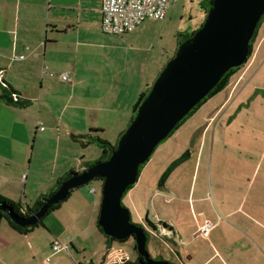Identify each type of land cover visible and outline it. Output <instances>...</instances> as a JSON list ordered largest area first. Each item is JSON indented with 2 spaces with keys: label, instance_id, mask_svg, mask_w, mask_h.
<instances>
[{
  "label": "crops",
  "instance_id": "obj_1",
  "mask_svg": "<svg viewBox=\"0 0 264 264\" xmlns=\"http://www.w3.org/2000/svg\"><path fill=\"white\" fill-rule=\"evenodd\" d=\"M103 1L0 0V96L4 94L5 87L20 96L19 101L0 97L1 195L31 205L41 194L54 189L57 180L69 170H84L86 166L81 154L88 145L83 146L74 137L85 135L92 129L105 131L116 123L123 111L126 114L133 110L140 93L148 87L149 77L152 76L149 65L144 66L142 62L139 65L129 59L123 61V66L119 61L117 69L116 60L117 50H131L128 42L138 44L139 39L144 37L145 27L140 30L139 26L146 20L122 35L106 33L102 26ZM258 39L257 33L255 41L261 47L264 38ZM253 51L256 52V45ZM131 53L128 52V55ZM245 64L244 70L243 64L231 76L223 91L205 103L206 106L215 102L212 107L199 108L174 133V137L180 132L184 135L187 124L190 125V141L176 142L184 148L181 146L182 152L165 163L161 177L176 162H180L169 172L162 186L160 178L158 188L155 187L143 197L145 204L155 209L159 219L164 210L162 204L166 205L170 216L168 220L162 218L157 233H164L161 225L168 230L169 236L165 238L177 247L176 255L180 259H183L182 246L185 242L177 222L172 219V213L180 215L183 200L176 197L181 180L176 175L194 156L195 151L191 149L193 137L201 134V147L208 149L211 155L219 143L216 142L218 125L230 127L258 100L264 104L259 92L261 88L252 86L251 93L244 92L245 85L251 84L255 76L248 75L252 64ZM65 73L70 74L71 81L61 79ZM229 86L232 87L228 89ZM240 87L242 89L237 92ZM236 102L240 104L239 107L230 110ZM112 116L113 120H110ZM199 117L202 123L193 125V121ZM200 160L202 157L199 159L198 155L195 165L199 164L200 167ZM252 161L254 179H246L248 166L246 172L241 171V179L236 178L234 183L237 206L225 207L226 201L223 199L220 208L227 218L238 215L236 221L239 226L225 222L231 229L243 231L241 234L248 240L247 243L264 257V201L247 203L249 192L263 169L264 158ZM218 179V187L222 183V186L228 187L225 175ZM242 190L246 191L245 194ZM92 194L95 196L97 190L93 193L74 189L61 207L47 216L45 226L29 234H21L8 223H1L0 264H44L48 256H55L53 264H112L106 253L113 248L133 260L130 253L117 247L114 242L110 243L94 225L96 197ZM200 200L203 201V198ZM194 207L192 205L190 210ZM214 207L211 204V209L215 210ZM86 215L89 219L84 225L82 217ZM201 227L197 231L207 237L209 231L205 232ZM254 231L261 235L253 236ZM87 232L94 236L98 248L88 249L91 236H86ZM57 241L65 243L67 250L54 252L52 246ZM211 247L214 253L202 264H211L216 260L217 264H240L232 253L227 256L216 246ZM186 262L182 264H197L193 255L188 256Z\"/></svg>",
  "mask_w": 264,
  "mask_h": 264
},
{
  "label": "rangeland",
  "instance_id": "obj_2",
  "mask_svg": "<svg viewBox=\"0 0 264 264\" xmlns=\"http://www.w3.org/2000/svg\"><path fill=\"white\" fill-rule=\"evenodd\" d=\"M205 1L206 0H175L170 4L165 19L147 18L146 21L139 26L140 30L143 29L142 27H145V35L143 38L139 39L138 44L131 45V43L128 42L129 46L132 48L131 50H127L126 48L117 50V69H119V63L121 61L123 66V61H128L129 59L133 63H139V65L141 62L144 66L149 65L151 67L149 73L152 74V76L149 77L148 86L152 87L168 61L175 56L180 46L179 42H182L185 35L193 33L203 25L206 18ZM257 33L259 37L258 41L262 37L264 38V18ZM255 45L256 52L253 53L254 51H252L246 62L252 64L251 69L248 71V75L255 76L251 84H244V92L251 93L253 91L252 86H257L261 88L259 92L261 97L264 98V43L259 47L258 42L253 41V49ZM128 52H132L131 55H128ZM245 65L246 64L242 66L243 70L245 69ZM238 74L232 79V84L238 77ZM231 87L229 86L228 89ZM240 89H242V87H240L237 92H239ZM246 103H248V101H246ZM214 104L215 102L206 106L203 104L201 107H204V109L210 108ZM238 105L240 104L238 103ZM238 105L236 102L230 110L236 109V107H239ZM133 115V110H129L126 114L125 111H123L122 115L120 117L118 116L115 124L108 127L105 131L99 132L98 135L113 144L117 143L131 123ZM111 118L113 120V116L110 117V120ZM200 123H202L201 117L193 121V125ZM188 126L190 125L187 124V128H184V135L180 132L181 135H178L179 139L178 136L174 137L175 134H173L156 148L151 158L145 165L143 164L144 167L141 171L142 174L139 181H137L123 197V204L129 208L132 221L144 226L148 231L149 238L147 248L150 255L157 259L169 260L174 264L185 263L187 257L193 255L195 257V262L197 264H202L208 256L214 253V248L211 247L212 245L213 247L216 246L218 250L227 256L232 253L236 261L240 264H264V257L259 254L257 249L253 248L254 246L247 243L248 240L241 234L243 231H235L225 222L228 221L235 226H239L238 221H236L238 215L227 218L224 216L225 212L220 208L222 207L223 199L226 201V204H224L225 207L237 206V190L234 186L236 178L241 179V171L246 172L249 166L246 179H254V165L252 160L261 157L264 158V104L261 103V100H258L253 107L246 111L240 119L234 121L230 127H221L218 125L216 142L219 143L214 153L211 155H209L208 149L203 150V147H201V134L193 137L191 149L195 151L194 156L176 175V178L179 177V179H181L176 189L178 190L176 197H181L183 199L181 202V212L180 215H178V213H172V219L177 222L182 240L185 242L182 246V248H184L182 249L183 259H180L176 255L177 251L175 248L177 247L173 246V244L165 238V236L168 235V230H165L161 225L160 228L165 230L161 236L157 233V230H154L151 225H149V223H151L159 229L158 227L160 226V221L163 220L162 218L168 220L170 216V212L167 211L166 205L162 204L164 210H162V218L159 219L155 215V209L150 205L147 206L143 201V197L146 194H150L155 187L158 188L161 178L160 172H163L165 163L173 156L176 157L182 152L181 149L184 148V146L181 144L178 145L176 142H180L181 140L190 141V129ZM165 147L167 148L166 150H164ZM81 155L87 166V164H94L96 161H99L103 155V151L99 145L92 143L83 150ZM198 155L199 159L202 157V161L200 160V167L199 164L195 165V160ZM263 170L264 166L261 174L256 178L253 188L249 192L248 204L264 201ZM211 174L213 175L212 179ZM223 175H225L226 180L229 182L227 188L226 186H222L223 183L219 185V187L216 184L219 180L218 178H222ZM102 184L101 180L95 179L79 187V189H85L86 191H91L90 188L92 187L97 190L95 196L92 194L96 197L94 200V205L96 207H94L95 212L93 215V222L96 227L101 206ZM242 192L245 194L246 191L242 190ZM200 198H203V201H201ZM179 200L180 199L177 201L179 202ZM211 204L216 207H214L215 210L211 209ZM192 205H195V207L192 208L191 211L190 207H192ZM147 215H149V219H147ZM88 219L89 216L87 217V215L82 217L84 225L88 223ZM207 222L210 223V228H206L209 233L208 236L205 237L203 236L204 233L202 232V235L197 229L202 225L203 227H201V230H203ZM2 223H7L6 219H3ZM243 229L247 231L244 227ZM89 235L90 233L87 232L86 236ZM259 235H261L259 232L254 231L253 236ZM90 236L91 238L87 243L88 249L92 250L96 246L98 248V243H96L94 236ZM113 242L117 247L123 248L130 253L133 260L136 259L137 251L134 248V237L123 242L118 240ZM74 255H76L75 252ZM54 257L52 258V264L55 259ZM217 263L218 261L216 260L211 264Z\"/></svg>",
  "mask_w": 264,
  "mask_h": 264
},
{
  "label": "water",
  "instance_id": "obj_3",
  "mask_svg": "<svg viewBox=\"0 0 264 264\" xmlns=\"http://www.w3.org/2000/svg\"><path fill=\"white\" fill-rule=\"evenodd\" d=\"M210 4L203 25L168 61L108 160L67 179L36 213L22 216L1 203L0 210L19 225H34L72 190L102 179L98 225L104 233L118 241L134 237L143 264H174L151 257L147 230L132 221L123 197L137 183L140 167L156 148L231 69L248 61L253 36L264 16V0H210Z\"/></svg>",
  "mask_w": 264,
  "mask_h": 264
},
{
  "label": "trees",
  "instance_id": "obj_4",
  "mask_svg": "<svg viewBox=\"0 0 264 264\" xmlns=\"http://www.w3.org/2000/svg\"><path fill=\"white\" fill-rule=\"evenodd\" d=\"M205 7H206V13L207 11L210 9L211 7V4H210V0H206L205 3H204ZM264 18V16H263ZM262 18V20H263ZM262 20L260 21L257 29H256V32L253 36V39H252V42H251V46H250V49H251V52L253 51V41H255V38L257 36V32H258V28L260 26V24L262 23ZM196 31H194L193 33L191 34H188V35H185L184 36V39L182 40L185 41L186 39H188L189 37H191ZM114 35H122V34H114ZM182 42H179V45L182 43ZM240 67H237V68H233L231 69L223 78L222 80L220 81V83L217 85V87L194 109L190 112V114L184 119L182 120L179 125L176 127V129L172 132L171 135H173L175 133L176 130H178L187 120L189 117H191L193 114H195V112H197V110H199V108H201V106L203 104H205L209 99H211L213 96L217 95L219 92L223 91L227 85L229 84L230 82V79H231V76H233L234 73H236V71L239 69ZM151 90V86H148L147 88H145L139 95L136 103L134 104L133 106V112H134V115L132 117V120L134 119L137 111H138V108L139 106L141 105V103L144 101V99L147 97L148 93L150 92ZM14 94H18L17 92H15L14 90H11L9 89L8 87H5L4 89V94L1 95L0 97L1 98H7L8 100L10 101H14V98H13V95ZM19 101V100H18ZM21 104H24V102H21ZM99 132H103L102 129H92L88 134L86 135H78V136H75V140L80 142L83 146H87L89 144H92V143H95L97 145H99L101 148H102V151H103V155L101 157V159L99 161H96L95 163L97 162H101V161H106L108 160L111 155H112V152L116 149L117 147V143L113 144L111 143L110 141L102 138L101 136L98 135ZM170 135V136H171ZM180 162V160L178 162L175 163L178 164ZM94 163V164H95ZM146 164V163H145ZM144 164V165H145ZM93 164H87V166L85 168H88L90 166H92ZM144 165H142L140 167V170H139V176H140V173L144 167ZM175 165H173L171 167V169L166 172L162 177H161V180H160V186H162V183L165 182L166 178L168 177L169 175V172L173 170V167H175ZM83 171V170H82ZM82 171H79V172H82ZM77 171H75L74 169H71L69 170L64 176L60 177L57 182H56V186L54 189H52L50 192L48 193H44V194H41L33 204L29 205V204H24L23 202L21 201H15L13 199H9L3 195L0 194V203L1 204H6V205H9L10 207H12L14 209V211L19 214V215H22V216H29L33 213H36L40 208L41 206L48 200V198L67 180L69 179L70 177L76 175L77 173H79ZM102 181L103 183V180L102 179H99ZM103 186V184H102ZM133 186L129 187V189L127 191H129ZM74 190H72L73 192ZM71 195V194H70ZM69 195V196H70ZM69 198V197H68ZM67 198V199H68ZM66 199V200H67ZM65 200L57 203V204H54L50 207V209L48 210V212L46 213V215L44 217H42L36 224L34 225H26V226H22V225H19L18 223H16L14 220H12V218L8 215L7 212L3 211V210H0V226H1V223H2V220L3 219H6L7 223L16 231H18L19 233L21 234H29L30 232H32L33 230H35L36 228L38 227H42V226H45V219L47 218V216H49L52 212H54L55 210H57L58 208L61 207V205L63 204ZM124 205V204H123ZM149 223V222H148ZM165 226H168L166 223H164ZM140 225V224H138ZM149 225H151V227L154 229V230H157V226L149 223ZM142 226V225H141ZM97 227L99 229V231L107 238V240L111 243L113 241H115V239L113 237H110L108 235H106L102 229V227L100 225L97 224ZM148 233V231H147ZM159 235H163V234H160ZM160 236V237H161ZM169 236V235H168ZM129 238L131 237H128L127 239H124L122 240L121 242L123 241H126L128 240ZM168 239V238H167ZM53 247V246H52ZM134 248L135 250L137 251V245H136V241H135V244H134ZM53 249V248H52ZM152 257V256H151ZM142 259H143V256L140 255L137 251V257L135 260H127L125 261L123 264H143L142 263ZM157 259V258H156Z\"/></svg>",
  "mask_w": 264,
  "mask_h": 264
},
{
  "label": "built area",
  "instance_id": "obj_5",
  "mask_svg": "<svg viewBox=\"0 0 264 264\" xmlns=\"http://www.w3.org/2000/svg\"><path fill=\"white\" fill-rule=\"evenodd\" d=\"M175 0H104L103 1V19L102 26L106 33L124 34L135 29L141 22L147 18L163 20L167 16L169 6ZM61 79L65 82L71 81L70 74H62ZM15 101L20 99L19 94H14ZM44 129V128H42ZM95 193V189H91ZM210 228V223L204 228ZM163 232L165 230L161 229ZM53 251L59 252L67 250V245L57 241L53 244ZM106 257L112 264H123L129 260L120 251L108 249ZM44 264H52V257L48 256Z\"/></svg>",
  "mask_w": 264,
  "mask_h": 264
}]
</instances>
